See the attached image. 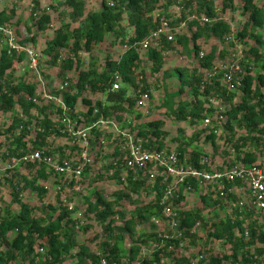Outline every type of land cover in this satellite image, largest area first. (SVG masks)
Masks as SVG:
<instances>
[{
  "label": "trees",
  "instance_id": "16d2710c",
  "mask_svg": "<svg viewBox=\"0 0 264 264\" xmlns=\"http://www.w3.org/2000/svg\"><path fill=\"white\" fill-rule=\"evenodd\" d=\"M100 1L99 9H87L86 0H62L56 4V8L65 7L70 11L71 22L79 23L74 28L71 23H62L43 49V55L51 58L50 62L55 65L61 63L64 70L76 72L74 86L69 84L61 93L58 90L51 91L62 97L67 110L40 98L30 100L39 91L38 83L34 81L35 71H30L33 78L24 74L15 77L17 62H26L27 65L25 54H9L5 45L0 48V111L9 117L7 125L0 128V138L6 141L1 156L7 162L0 179L11 189L9 193L12 197L9 205H0V264H66L68 259L97 264L101 255L113 260L125 258L130 261L129 264H164L165 258L168 264H193L192 258L200 253H204L206 258L198 264H264V222L261 218L250 210H241L236 206L239 197L230 195L223 199L212 185L195 179L191 180V185L194 192L200 194L202 208L178 207L181 227L185 229L182 240L189 246L196 245L202 239V229H207L206 239L210 242L205 239V245H201L196 255L190 252L180 255L179 249L167 250L173 240L162 242L158 233L151 231L148 237L157 241L155 251L143 255L146 239L141 237L137 226L151 221V226L156 230L153 219L163 218L160 200L173 178L162 175L155 165H149L138 175L129 171L121 150L126 138L111 125L106 127L114 130L112 134H106L108 131L102 126L89 131V155L94 164L101 163L99 173L89 177L88 185H84L81 180L91 172L93 163L85 167L79 181V192H86L87 188L96 198L92 201L86 197L84 207L74 205V209L70 210L69 206L74 202L62 195L72 189L73 182L67 189L62 188V192L57 191L58 185L65 183L62 175L45 164L23 161L25 154L37 149L49 154L59 152L62 158H72L75 147L80 148L79 144L74 147L65 145L67 143L57 144L58 139L68 138L60 132L64 126L62 118L68 116L74 120L81 116L78 126L82 128L101 118L111 120L119 129L132 133L136 139H144V147L175 150L181 163L186 162L197 169L210 170L213 165L223 168L237 163L257 165L264 169V0ZM171 6L174 11H170ZM37 9L33 4L35 26L37 31H45L51 24L52 16L47 9L42 12ZM223 12L231 15L238 13L242 19L236 27H231L221 16ZM15 16V8L0 9V26L9 24L19 44L32 42L34 45L36 33L30 39H20L17 27L11 25ZM177 16L179 20H176ZM203 17L209 21L203 22ZM161 18H171L174 24L188 19L191 26L196 25V30L187 35L176 28L173 41L162 38L158 46L139 50V43L160 25ZM130 29L133 34L128 33ZM2 36L0 31V39ZM228 37L231 39L228 40ZM216 40L243 48L240 59L231 62L239 66L240 72L233 74L230 84L219 74L214 77L208 75L220 57L228 58L227 53L218 51L215 43L209 45ZM118 45L124 47V52L117 55L105 51L100 70L94 68L93 64L84 68L80 53L91 55L96 48L114 50ZM176 48L183 49L193 66H180L171 73H164L158 85L162 87L163 94L158 103L150 102L160 113L171 118V123L179 129L184 128V125L196 127L191 139L202 137L199 147L190 146L191 143L184 139L172 145L168 141L170 133L164 119H148L150 115L136 111V108L141 107L139 98L150 97L152 87L148 76H156L166 57ZM64 50L71 54L59 61ZM147 66L149 71L145 70ZM117 75L121 87L113 91ZM238 76L242 77V86H237L235 80ZM123 84L138 89L137 96L130 97ZM79 100L82 109L77 108ZM220 115L223 119L217 124ZM206 117L212 119L218 132L204 126ZM207 143H210L211 152L202 149ZM225 146H228L227 149L219 150ZM13 158L17 163L8 168ZM205 158L209 159L208 163L203 162ZM20 167L28 169V173L21 172ZM103 175L118 180L127 191H119L114 200L107 198L99 188L94 187ZM24 186H29L31 193L36 194L39 200L36 204H29L23 199ZM50 187H55L56 191L57 202L54 204L47 203ZM142 190L145 194L151 193L152 200L137 213L125 217L116 204L132 194L139 195ZM184 191L183 185L176 188L174 204L182 205L186 198ZM12 204L17 206V211L12 210ZM86 212L95 215L106 235L100 245L101 253H93L87 244L78 241L75 229L83 228ZM116 217L122 219V225H115ZM197 222H200L201 227L195 230ZM88 227L90 225L87 223L84 229ZM193 229L195 232L192 233ZM246 231L249 236L245 235ZM127 237L131 245L125 254L120 244ZM217 241L222 244L219 251L215 247ZM160 243L163 246L158 248ZM39 247H44L45 252L41 253Z\"/></svg>",
  "mask_w": 264,
  "mask_h": 264
},
{
  "label": "built area",
  "instance_id": "2783aa9c",
  "mask_svg": "<svg viewBox=\"0 0 264 264\" xmlns=\"http://www.w3.org/2000/svg\"><path fill=\"white\" fill-rule=\"evenodd\" d=\"M3 0H0V5ZM33 6V5H32ZM1 9V8H0ZM179 9V8H178ZM203 22H208L207 17H203ZM177 27L174 26V21L171 18H161L160 25L152 31L148 37L142 40L139 44V50H147L150 47L158 46L162 38H166L167 41H173L175 39L174 30ZM178 30V28H177ZM0 31L3 36L0 39V48L4 45L8 49V53H24L27 61V66L29 70L38 71L40 56L36 51V47L32 44H19L18 37L16 36L13 28L9 24L0 26ZM231 37H228L230 40ZM126 47V46H125ZM203 56V53H201ZM64 59L62 55L59 57V61ZM235 72H240L239 66L226 62H216L212 70L208 72L210 77L221 75L222 79L230 84L233 81V74ZM237 86H242V77L238 76L235 80ZM69 80L62 82L57 88L58 92H63L69 87ZM121 87L120 78L117 75L116 81L113 83L112 90L117 91ZM40 98L44 101H51L55 104L61 105L63 110H67V104L62 99V97L52 94L46 90L38 91L35 98L30 97L36 101ZM140 106H146V103L139 99ZM81 119V116H78ZM78 119L72 120L68 116L62 118L64 126L60 129L62 134H66L70 139L72 144H79L80 148L74 151L76 157L69 159L62 158L59 153L49 154L43 149H37L35 151L25 154L22 159L25 162H38L45 164L53 171L62 175L64 177V185H58L57 189L62 190V188H68L70 182H73V189L80 191L79 181L82 178L84 169L86 166L93 163L92 157L89 155V131L93 127H106L113 126L114 129L126 138L125 144L122 146V151L124 153V164L125 167L137 174L145 170L149 165H155L159 167L162 175L169 176L173 178L171 184L167 185L166 192L160 200V205L162 206L163 218L155 217L153 219L156 225V232L158 236L165 240H173L167 250L174 251L179 249L180 251L184 249L185 242L182 237L185 235V229L181 227V219L179 216V206L173 202L176 199V188L183 185L185 191L184 193H191L194 191L191 185V180L195 179L203 183H208L214 187V189L219 194V197L226 199L227 196L235 195L239 197L236 201V206L241 210H250L255 216L260 217L264 222V169L258 167L257 165H246L242 163L233 164L230 166H225L223 168H218L216 165L211 166L210 170L207 169H197L194 166L187 164L186 162L181 163L179 155L175 150L168 149H150L143 146L144 139H136L134 135L125 130H121L117 125L111 121L101 118L100 120L91 123L88 127L78 126ZM223 116L220 115L217 120V124L221 122ZM204 126L211 127L214 132H218L215 128L210 117L204 119ZM204 163H208L209 159L205 158ZM17 160L13 158L8 168L16 165ZM239 180L240 183L237 184L236 181ZM170 200V201H169ZM74 203L69 206L70 210L74 209ZM200 226V222L196 223L195 230ZM193 229L191 232H195ZM246 236H249V232H245ZM176 241H179L177 243ZM163 243L158 245L162 247ZM41 253L45 252L44 247L38 248ZM206 255L204 253L198 254L193 257V264H198L200 261L204 260ZM129 260H113L108 259L106 256L101 255L98 258L97 264H129ZM164 262V260H163ZM71 264H86L73 262Z\"/></svg>",
  "mask_w": 264,
  "mask_h": 264
},
{
  "label": "rangeland",
  "instance_id": "374dc122",
  "mask_svg": "<svg viewBox=\"0 0 264 264\" xmlns=\"http://www.w3.org/2000/svg\"><path fill=\"white\" fill-rule=\"evenodd\" d=\"M62 0H3L2 4L0 5V8H15L16 16L13 18L11 25L18 29L19 32V37L20 39H30L33 34L36 33V42L34 46L36 47V51L38 55L40 56V63H39V69L38 71H35L33 73H36V78L35 82L38 83V88L39 91L41 90H46L48 92H55L59 85L66 81L67 78L69 79L70 84L74 86L76 81H77V75L75 70H64L62 67L61 63H57L56 65L53 64L51 61V58H48L43 55V49L46 48L47 42L54 37L55 32L61 27L62 23H71L72 28L77 27L79 23H73L71 22V18L69 17L70 11H68L65 7L62 8H56V4H58ZM35 4L37 6V11L42 12L43 9H47L48 12L52 16V21L49 26V28L45 31H37V27L35 26V19L32 14V5ZM101 1L100 0H86V7L87 9H99L100 8ZM54 6L56 9H54ZM174 6V5H173ZM173 6H171L170 11H174ZM173 15V12L171 13ZM189 16V15H188ZM221 16L227 20L230 24L231 27H236L237 23L239 20L242 19V16L239 15L238 13L231 15L228 12H223ZM190 17V16H189ZM174 18V17H173ZM180 17L177 16L176 20H179ZM188 19L181 21V22H176L177 24H174L175 27L178 28V31L183 32L187 35H191L195 30H196V25H190L188 23ZM200 23V22H198ZM200 25H203L200 23ZM129 34H133V30L130 29L128 31ZM30 43V42H29ZM32 43V42H31ZM30 43V44H31ZM216 44L218 51L221 50L223 53H227V59H223L222 57L219 58L218 62H226V63H231L232 60H239L241 57V52H242V46L238 45L237 47L233 46V44H228V43H221L218 40L212 41L209 43L210 44ZM233 43V42H232ZM106 52H111V53H116L117 55H120L121 53L124 52V47L122 45H118L116 49L114 50H109L106 48V50H101L97 49L92 52V54H88L86 52L80 53V59L81 62L84 64V68H88L93 64L94 68L101 69L102 68V59L105 55ZM171 54L166 57V60L164 62V65L159 73H157L156 76H148L147 80L150 84L151 88V94L150 97L142 96L141 100H143L146 103V106L144 107H138L136 108L137 112H142L143 114L150 115L148 119H164L166 121V128L168 129L170 136L168 138V141L172 145H175L176 142L181 141L184 139L187 141V143H191L190 146L195 147V146H200L201 145V139L202 137H197V139H191V135L194 134V130L196 127L184 125L182 129H179V127L175 126L174 124L171 123L170 119L168 116H165V114L160 113L158 109H156L154 106H152V101H155L158 103L159 98L162 96L163 91L162 87L159 88L158 85L161 84V80L163 76L165 75L164 73L172 72L176 67L180 66H193V63L191 60L188 58L186 53L183 51L182 48H176L172 49ZM205 51V49H204ZM235 53V56L233 55ZM71 53L68 52V50H64L61 55L65 58L70 56ZM50 59V61H49ZM221 60V61H220ZM26 63V62H25ZM18 64L15 65V70L17 71L15 73V77L27 75L32 77V72L30 74V71L28 69V66L25 64ZM232 64V63H231ZM145 70L149 71V67H145ZM43 71V72H42ZM146 72V71H145ZM44 73V74H43ZM44 75L46 76L44 78ZM19 78V77H18ZM181 84V82H180ZM122 87H126L128 90V94L130 97L134 98L137 96L138 89H134L131 85H122ZM54 90V91H53ZM51 92V93H52ZM55 94V93H52ZM151 101V102H150ZM151 107V108H150ZM78 109H82L80 100L77 104ZM9 119L8 115L6 113H3L0 111V128L3 126L7 125V120ZM200 127V126H199ZM108 131L106 134H109V132L112 134L114 133L113 129L111 127H105V131ZM172 138V139H171ZM177 138V139H176ZM170 139V140H169ZM175 139V140H173ZM106 140V138L104 139ZM107 141V140H106ZM5 140L3 137L0 138V177H2L3 172L5 171V168L7 167V162L6 159H4L1 156V153H3L5 149ZM68 145L70 147H74V144H72L71 139L68 137L67 139H58L57 144H64ZM222 145V144H221ZM220 145V146H221ZM228 146L225 147H220L219 150L224 151L227 149ZM69 148V147H67ZM77 148L75 147V150ZM204 150L207 152H211L212 148L210 147V143H207L206 145L203 146ZM58 152V151H57ZM93 157L95 158L96 152L93 149ZM59 153V152H58ZM71 157H76L75 153ZM217 159V158H216ZM218 162V161H217ZM216 162V163H217ZM101 162L93 163L91 167V172L88 174L87 177H83L81 182L84 185H88L90 183L89 177L92 175H96L99 173V166ZM19 170L25 174L28 173V169L24 167H20ZM29 175V174H28ZM22 183H24L21 180ZM6 182L3 179H0V205L2 207H5L6 205L10 204V200L12 199L9 191L11 190L8 186H5ZM26 187V186H24ZM95 188H99L100 191L103 193V195H106L107 198L109 199H116L117 198V193L121 190L127 191L125 189L124 185L119 183L118 180L113 179V178H108L106 175H103L102 179H98L97 183L94 185ZM49 196L47 199V203H55L57 202V196H56V191L55 187H50L49 188ZM86 189V192H78L74 190L73 188L71 190H67L62 193L63 197L66 195L71 199L72 202H74L75 205L84 207L85 199L88 197L90 200L94 201L95 195L93 192H90L89 190ZM61 191L62 190H57ZM23 199L26 200L29 204H36L39 200L37 199L36 194L31 193V188L28 186L25 188L24 193H23ZM86 194V195H85ZM116 194V195H115ZM186 198L183 201L182 205H179L180 208L182 209H199L202 208V202L200 199V194L199 192H191V193H185ZM153 195L151 193L145 194V192L142 190V192L139 195L132 194L130 197H125L120 200V202L117 205V209H121L123 213H125V217H130L132 213H137L139 209L144 206L146 203H149L150 200H152ZM13 211H17V206L13 205L11 206ZM39 215H41L40 212H38ZM213 215V212L210 213ZM222 215V214H221ZM84 224L83 228H78L75 229V232L77 234L78 241L80 243H85L87 244L93 253H101V248L100 245L104 241L106 235L103 233V228L100 225V223L96 220L95 215L93 213H88L86 212L84 215ZM89 224L90 227H88L86 230L84 229L85 224ZM122 219L119 217L115 218V225H122ZM198 226V228H200ZM207 228V227H206ZM138 232L141 233V237L146 239L145 245H143V255H148L149 253L155 251V245L157 244V241L155 239H152L148 237V233L151 231H155L154 227L151 226V221L144 223L141 226H137ZM207 229H202L201 231V237L202 239L197 243L196 245H187V242L185 243V248L179 252V254H187V253H192L193 255H196L198 253V250L200 249L201 245L202 247L205 245L204 241L207 238ZM203 240V241H202ZM206 241L210 242V240ZM213 245V242H211ZM131 245V240L130 238L127 237L126 241L124 243L120 244L121 249L123 252L126 254L128 252L129 246ZM222 244L220 241H217L215 244V247H217V250L219 251L221 248ZM201 247V248H202ZM125 259V258H123ZM126 260V259H125ZM76 261V259H74ZM73 259H68L66 261V264H71L74 262ZM168 260L165 258V261L163 262L164 264H168Z\"/></svg>",
  "mask_w": 264,
  "mask_h": 264
}]
</instances>
